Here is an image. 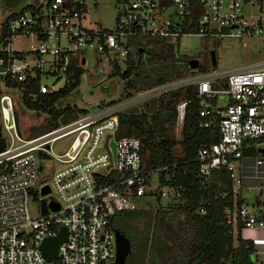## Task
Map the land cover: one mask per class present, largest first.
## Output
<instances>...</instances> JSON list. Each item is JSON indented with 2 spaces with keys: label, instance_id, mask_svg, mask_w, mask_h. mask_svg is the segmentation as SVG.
Returning a JSON list of instances; mask_svg holds the SVG:
<instances>
[{
  "label": "built area",
  "instance_id": "2783aa9c",
  "mask_svg": "<svg viewBox=\"0 0 264 264\" xmlns=\"http://www.w3.org/2000/svg\"><path fill=\"white\" fill-rule=\"evenodd\" d=\"M117 1L112 27L84 24L83 7L71 0L22 7L0 25V264H108L115 248L110 218L117 210L136 208V199L150 193L177 200L180 186L160 183L168 164L142 161L140 137L117 133L118 113L131 106L141 110L147 98L184 85H195L198 126L214 129L217 136L197 148V171L204 181L211 170L228 171L234 200L224 206L223 217L233 234L238 229L251 244L252 263L264 264V52L227 68L189 67L37 134L20 135L11 92L21 96L29 82L39 93L57 90L73 74V64H83L87 49L122 62L135 53L133 40L140 44L150 37L176 41L179 47L183 35H229L243 39V45L256 47L258 39L264 46V0ZM14 38L22 40L20 46H12ZM188 100L176 103L178 127ZM63 137L53 150V142ZM43 176L50 181H40ZM46 192L51 194L46 197ZM243 193H251L250 201ZM29 201L35 202V213ZM198 208L203 211L201 200ZM61 225L65 237L46 258L40 243Z\"/></svg>",
  "mask_w": 264,
  "mask_h": 264
},
{
  "label": "trees",
  "instance_id": "16d2710c",
  "mask_svg": "<svg viewBox=\"0 0 264 264\" xmlns=\"http://www.w3.org/2000/svg\"><path fill=\"white\" fill-rule=\"evenodd\" d=\"M14 13L9 11L4 15L0 25L3 26ZM133 41L135 53L123 58L122 69L116 59L108 60L121 77L124 96L132 90L180 76L189 69L187 58L190 56L179 52L176 41L155 37L145 38L140 44ZM82 68L73 64V74L53 92L39 93L32 82L22 88L20 97L23 104L29 109L47 113L37 124L29 126V135L86 110L73 109L68 104L55 108V104L65 100L76 86ZM29 92L35 93L34 99ZM186 98L189 100L184 105L180 136L176 138L173 133L175 106ZM197 110L195 85H184L147 98L141 110L131 106L118 113L117 133L139 136L142 161L150 166L168 164L167 169L161 171L160 183L172 181L181 188L177 200L148 209H121L111 216L113 228L121 230L130 242L125 264H253L251 244L240 237L238 229L233 234L231 225L223 217L224 206L234 200L228 171L211 170L205 181L197 171L193 160L197 148L217 137L214 129L198 126ZM3 146L4 139L0 133V149ZM254 151L253 148L249 150L251 153ZM166 175L169 179L164 178ZM199 200L203 204L202 212L198 208ZM235 201L238 203L239 199L235 197Z\"/></svg>",
  "mask_w": 264,
  "mask_h": 264
},
{
  "label": "rangeland",
  "instance_id": "374dc122",
  "mask_svg": "<svg viewBox=\"0 0 264 264\" xmlns=\"http://www.w3.org/2000/svg\"><path fill=\"white\" fill-rule=\"evenodd\" d=\"M43 0H0V21L9 11H17L24 6H34ZM83 7L84 24L93 26L98 23L106 27H112L115 24V18L119 11V3L117 0H71ZM242 40L236 36H199V35H183L180 37L179 52L188 56H194L197 59V66L208 68H227L257 58L264 52V46L261 41L255 39L256 47L243 45ZM247 43L252 39H244ZM22 40L14 38L13 47L21 45ZM209 50H212L215 57V64L211 65L209 61ZM85 61L81 64L82 71L76 86L70 91L65 100L55 104V108H62L66 104L71 108H83L93 110L98 105L108 103L124 98L122 90V81L119 73L113 69L112 63L101 54L85 50ZM120 69L122 62L116 59ZM192 70H198L193 68ZM62 84V80L57 81V85ZM13 97L14 115L20 135L27 136L29 126L37 124L47 114L42 110H32L27 108L21 97L15 92H11ZM224 101V100H222ZM178 123L174 122L173 133L176 138L180 136V128ZM65 142V137L57 139L53 142L51 148L58 149ZM178 147V144H175ZM50 181L48 176L41 177L40 181ZM155 184L154 176L151 185ZM51 194L46 192L44 196ZM39 195V194H38ZM242 196L248 200L251 199V193H243ZM173 199L168 197L156 198L154 194H147L136 199V206L141 208H154L157 204H165ZM28 208L31 213L36 212L35 202L29 201ZM253 264H260L254 261Z\"/></svg>",
  "mask_w": 264,
  "mask_h": 264
},
{
  "label": "water",
  "instance_id": "95a60500",
  "mask_svg": "<svg viewBox=\"0 0 264 264\" xmlns=\"http://www.w3.org/2000/svg\"><path fill=\"white\" fill-rule=\"evenodd\" d=\"M209 59L211 65L215 64V57L212 50H209ZM187 64L189 67H195L197 64V60L195 58H189L187 60ZM213 86H216L217 84L215 82L212 83ZM111 148L113 150L114 143L111 140L110 141ZM47 190V185L42 186V191ZM42 205V211H45L44 207V200H41ZM51 207H56L55 202L50 203ZM65 237V228L64 226H60L59 231L54 236L45 237L42 242L40 243V249L42 251V254L49 258L55 253L56 246L59 241L64 239ZM114 256L113 259L108 262V264H125V258L128 252L130 251V242L128 237L119 229L114 228Z\"/></svg>",
  "mask_w": 264,
  "mask_h": 264
},
{
  "label": "flooded vegetation",
  "instance_id": "af4514ba",
  "mask_svg": "<svg viewBox=\"0 0 264 264\" xmlns=\"http://www.w3.org/2000/svg\"><path fill=\"white\" fill-rule=\"evenodd\" d=\"M189 58H195V59H197V58H196V57H194V56H193V57H192V56H190ZM189 58H187V60H188Z\"/></svg>",
  "mask_w": 264,
  "mask_h": 264
},
{
  "label": "crops",
  "instance_id": "0c3cea01",
  "mask_svg": "<svg viewBox=\"0 0 264 264\" xmlns=\"http://www.w3.org/2000/svg\"><path fill=\"white\" fill-rule=\"evenodd\" d=\"M247 161H248V160H247ZM245 200H246V201H250V200H248V199H246V198H245Z\"/></svg>",
  "mask_w": 264,
  "mask_h": 264
}]
</instances>
